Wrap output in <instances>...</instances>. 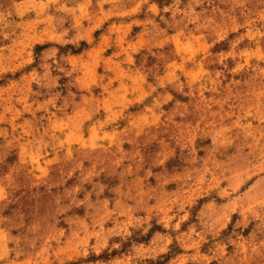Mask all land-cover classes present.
<instances>
[{"label": "rangeland", "instance_id": "rangeland-1", "mask_svg": "<svg viewBox=\"0 0 264 264\" xmlns=\"http://www.w3.org/2000/svg\"><path fill=\"white\" fill-rule=\"evenodd\" d=\"M0 264H264V0H0Z\"/></svg>", "mask_w": 264, "mask_h": 264}]
</instances>
